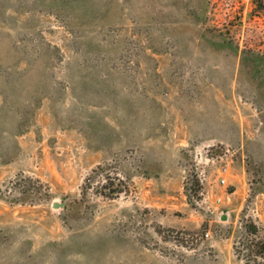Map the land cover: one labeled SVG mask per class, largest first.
Listing matches in <instances>:
<instances>
[{"label": "rangeland", "instance_id": "374dc122", "mask_svg": "<svg viewBox=\"0 0 264 264\" xmlns=\"http://www.w3.org/2000/svg\"><path fill=\"white\" fill-rule=\"evenodd\" d=\"M260 243L264 9L0 0V264H264Z\"/></svg>", "mask_w": 264, "mask_h": 264}, {"label": "built area", "instance_id": "2783aa9c", "mask_svg": "<svg viewBox=\"0 0 264 264\" xmlns=\"http://www.w3.org/2000/svg\"><path fill=\"white\" fill-rule=\"evenodd\" d=\"M230 177V166L228 164H225L221 170L219 175V182L222 184V186H226L228 184Z\"/></svg>", "mask_w": 264, "mask_h": 264}, {"label": "trees", "instance_id": "16d2710c", "mask_svg": "<svg viewBox=\"0 0 264 264\" xmlns=\"http://www.w3.org/2000/svg\"><path fill=\"white\" fill-rule=\"evenodd\" d=\"M256 9H264V0H253ZM258 250L257 253L264 257V243H260L257 245Z\"/></svg>", "mask_w": 264, "mask_h": 264}, {"label": "water", "instance_id": "95a60500", "mask_svg": "<svg viewBox=\"0 0 264 264\" xmlns=\"http://www.w3.org/2000/svg\"><path fill=\"white\" fill-rule=\"evenodd\" d=\"M53 207H54V208H60V207H63V204H60V203L54 202ZM225 219H226V216H224L223 220H225Z\"/></svg>", "mask_w": 264, "mask_h": 264}]
</instances>
